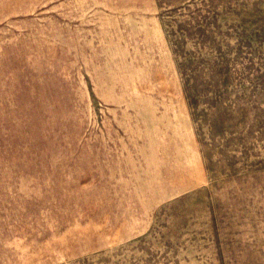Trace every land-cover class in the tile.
Instances as JSON below:
<instances>
[{"label": "rangeland", "instance_id": "obj_1", "mask_svg": "<svg viewBox=\"0 0 264 264\" xmlns=\"http://www.w3.org/2000/svg\"><path fill=\"white\" fill-rule=\"evenodd\" d=\"M0 264H264V0H0Z\"/></svg>", "mask_w": 264, "mask_h": 264}]
</instances>
